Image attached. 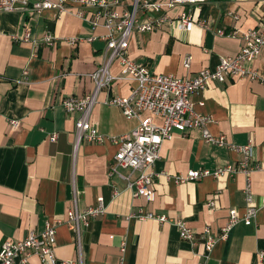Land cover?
<instances>
[{
  "label": "crops",
  "instance_id": "1",
  "mask_svg": "<svg viewBox=\"0 0 264 264\" xmlns=\"http://www.w3.org/2000/svg\"><path fill=\"white\" fill-rule=\"evenodd\" d=\"M120 2L114 9L121 13L133 0ZM189 10L194 20L189 32L170 23L155 31L134 32L128 47L131 59L155 75L194 76L240 52L243 37L229 33L264 25V0H207L195 7L177 6L170 15ZM94 12L77 2L61 11L0 12V249L5 241H22L32 231L42 233L48 222L62 219L56 235L57 264L80 260L82 264H263L258 254L264 251V49L248 65L259 73V80L213 82L193 97L194 111L213 119L210 133L225 135L236 146L252 141L253 166L260 167L251 174L259 207L256 218L251 225L239 221L228 239L218 241L208 254L205 229L217 237L232 208L244 216L247 178L239 174L181 184L175 177L237 164L243 156L205 141L203 131L195 128L163 143L154 166L151 200L133 196L127 178L135 179L137 173L130 169L120 168L119 174L109 177L118 151L114 139L140 124L139 118L126 117L109 101L129 97L136 83L122 78L118 62L110 66L115 79L96 93L90 116L105 137L101 143H78L79 115L62 106L65 98L92 95V75L105 63L108 31L93 27ZM218 30L226 34L218 35ZM28 31L30 38L25 40ZM47 32L56 37L53 45L44 42ZM73 39L77 41L72 45ZM187 55L193 59L189 70L183 66ZM153 120L162 123L157 116ZM55 133L58 138L52 142ZM98 197L105 198L107 211L82 233L79 253L76 235L65 223L67 213L74 206L87 209ZM210 199L214 208L207 205ZM141 211L184 221L195 232V243L181 239L171 222L139 220L135 216ZM28 264L42 262L34 256Z\"/></svg>",
  "mask_w": 264,
  "mask_h": 264
},
{
  "label": "built area",
  "instance_id": "2",
  "mask_svg": "<svg viewBox=\"0 0 264 264\" xmlns=\"http://www.w3.org/2000/svg\"><path fill=\"white\" fill-rule=\"evenodd\" d=\"M71 2L94 8L95 12L91 17L93 27L103 26L108 31L103 53L105 63L92 75L95 92L89 96L81 98L73 96L62 101V106L68 113L79 115L75 122L78 143L105 141V137L91 124L90 116L96 101V93L109 86L115 79L110 73V66L118 62L121 66L122 78L136 83L129 97H116L109 101L120 107L126 117L140 120L139 126L132 133L114 139L118 151L109 168V177L119 174L120 168L130 169L132 173H137L135 179L127 178L133 196L151 200V187L156 176L154 166L160 158L163 143L195 128L203 131L205 141L226 146L231 151L242 154L243 158L237 164H229L214 171L191 170L186 175L175 177V182L181 184L207 177H236L239 174H244L247 178L244 216L240 217L237 208H232L229 211V221L222 228L219 236L215 237L209 229H205V247L209 254L218 241L228 239L230 232L239 221L251 225L256 218L259 207L254 203L251 174L260 167L253 166L255 146L252 141L244 146H236L229 143L225 135L214 136L210 133L208 126L213 123V119L209 115L194 111L193 97L207 89L213 82L225 84L230 79L251 81L260 79L259 73L248 65L254 62L264 49V25L244 33L239 31L229 33L227 35L229 37L240 36L244 39V45L236 56L221 58L215 69H203L194 76L181 78L172 74L150 73L144 64L135 62L129 56V40L134 32L155 31L167 23L176 24L182 30L189 32L194 25L192 12L185 11L174 17L170 15V11L181 5L190 7L203 5L207 0H133L131 7L121 13L114 9L121 4L120 0H0V12L61 11ZM217 34L224 36L226 33L218 30ZM29 38L28 31L25 40ZM55 41L56 37L53 33L47 32L44 42L53 45ZM76 41L73 39L70 43L73 45ZM192 60V56L187 55L183 61L184 68L189 70ZM28 74V70H25L24 75L28 76ZM146 113L148 116H144ZM154 116L161 118L162 123L154 122ZM12 123L16 124L15 121ZM57 138L58 133H55L50 140L54 142ZM207 205L214 208L215 201L210 199ZM106 211L107 204L104 197H98L95 204L85 210L81 211L74 206L68 211L65 223L76 235L79 253H81L82 233L91 226L92 220L103 216ZM135 217L141 221L171 222L178 228L181 239L191 244L195 243V232L184 221L170 220L166 216L144 211ZM61 224H63L62 219H54L47 223L42 233L32 231L22 241H5L0 249V264H28L29 259L34 256L38 257L42 264H57L59 260L55 252L56 235L57 228ZM258 259L264 264V251L258 254ZM61 264H82V262L81 260L61 261Z\"/></svg>",
  "mask_w": 264,
  "mask_h": 264
}]
</instances>
